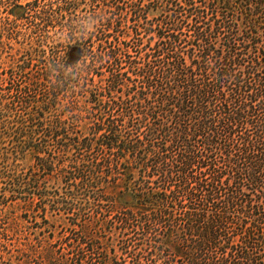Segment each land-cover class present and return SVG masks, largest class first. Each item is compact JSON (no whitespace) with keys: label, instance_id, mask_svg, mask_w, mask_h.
<instances>
[{"label":"trees","instance_id":"trees-1","mask_svg":"<svg viewBox=\"0 0 264 264\" xmlns=\"http://www.w3.org/2000/svg\"><path fill=\"white\" fill-rule=\"evenodd\" d=\"M96 26L97 82L64 75L54 91L89 92L96 110L120 111L133 128L0 131V264H49L30 238L31 157L58 174L42 199L52 192L58 211H96L98 221L80 216L76 264H124L98 230L118 234L133 264H264V0L106 4ZM71 46L80 59L93 43ZM12 199L25 213L10 210ZM111 206L115 220L104 216Z\"/></svg>","mask_w":264,"mask_h":264},{"label":"rangeland","instance_id":"rangeland-1","mask_svg":"<svg viewBox=\"0 0 264 264\" xmlns=\"http://www.w3.org/2000/svg\"><path fill=\"white\" fill-rule=\"evenodd\" d=\"M156 1L0 0V131H35L38 135L62 127L78 132L72 133L73 135L86 137L94 133L100 135L111 129L133 128L128 123L130 117L122 116L120 111L112 110L104 113L96 110V105L90 103L89 92L55 93L54 87L64 75L80 74V82L84 81V77L94 79V83L97 82L98 66L93 61V55L98 46L96 23L101 6L149 3L153 5ZM127 15L129 20L126 23L129 31L133 33L134 22L130 17L134 15V12L128 10ZM154 17H158L157 11H151L148 14L150 21ZM73 37L75 40L72 39ZM149 37L145 33L142 34L145 43ZM78 39L80 42L85 40L87 45L93 43L87 52L84 51L80 59V53H76V48L71 46ZM127 41L131 43V37H127ZM154 42L155 40L152 41V45ZM131 51L135 54L133 50ZM149 51L151 52L150 49ZM56 55H60L58 63L52 60ZM68 57L78 62L66 66L64 61L66 62ZM128 68L126 64L124 70ZM103 70L106 74L109 73L107 68ZM90 83L93 82L90 81ZM87 88L94 87L90 84ZM101 98L103 101L107 100V98ZM75 105L78 107L76 110ZM136 117L140 118L138 115L134 118ZM57 120L66 123L57 124ZM36 138L39 139V136ZM83 150L91 151L99 158L104 152L98 148ZM30 163L33 165L36 186L28 203L32 221L30 238L35 249L39 253L43 250L48 252L49 264H76L75 252H73L75 250L71 248L78 244L75 236L82 233L81 224L85 221L84 218L91 217L90 220H86L87 222L97 219L96 211L89 207L80 209L79 205L76 206L74 214L58 211L54 206L55 197L52 193V186L57 181L58 174H48L39 170V160L34 157H31ZM45 179L49 186L46 190L52 191L48 193V199L41 198L43 191H46ZM63 191L61 187L59 192ZM25 208L21 199L10 201V210L15 215L25 213ZM106 209L111 210L105 212L104 216L107 220H115V217L119 215L120 209H113L112 206ZM98 216L102 218L101 214ZM70 221H77L79 224L73 226L69 224ZM98 233L106 237V240H97L108 242L111 257L116 255L124 264H133V255L122 251L123 244L119 242L121 237L118 238V234L111 238L109 230H98ZM102 245L104 246L105 243ZM82 246H85V243ZM142 263L147 264L146 261Z\"/></svg>","mask_w":264,"mask_h":264}]
</instances>
